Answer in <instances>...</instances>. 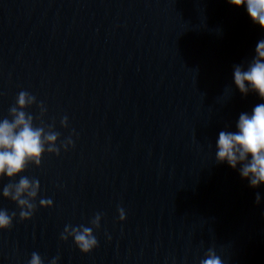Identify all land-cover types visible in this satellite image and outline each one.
<instances>
[{"label": "water", "instance_id": "1", "mask_svg": "<svg viewBox=\"0 0 264 264\" xmlns=\"http://www.w3.org/2000/svg\"><path fill=\"white\" fill-rule=\"evenodd\" d=\"M262 39L228 0H0V120L27 91L36 125L42 101L57 146L75 141L21 174L41 185L32 219L2 195L20 176L0 180V209L17 214L0 264L33 252L44 264H200L209 248L224 264H264V184L216 159L219 133L264 103L233 75ZM66 225L92 228L98 247L62 240Z\"/></svg>", "mask_w": 264, "mask_h": 264}, {"label": "clouds", "instance_id": "2", "mask_svg": "<svg viewBox=\"0 0 264 264\" xmlns=\"http://www.w3.org/2000/svg\"><path fill=\"white\" fill-rule=\"evenodd\" d=\"M237 7L246 6L247 13L255 24L264 29V0H228ZM255 56L245 69L243 66L234 67V83L239 91L248 95L257 93L264 99V39L257 43ZM38 103L37 98L27 91H20L16 103L9 109L11 119L0 120V180L7 177L18 182H10L2 189L4 198L15 202L20 211L21 221L30 220L37 211L35 201L39 197L41 185L38 179L21 175L30 165L41 166L45 153L60 155L61 147L67 151L69 147H75V141L71 136L60 143V133L54 130V124H46L43 116L47 109L44 103L39 102L40 124L35 123V117L26 110ZM68 117L61 119V125L68 127ZM237 131H221L217 140L216 159L220 163L226 162L233 169H237L242 178L247 179L252 188H258L264 184V103L257 104L251 114L241 113L237 122ZM75 134V133H73ZM249 157H251L249 159ZM261 196L256 195L259 204ZM42 207H52L51 199H39ZM120 219L125 220L126 213L119 209ZM16 212L11 214L6 209H0V230H8L13 227ZM102 216L97 213L91 224L95 228L100 227ZM72 237L81 252L87 254L98 247L92 228L80 225H66L61 239L67 241ZM59 257H54L50 264H58ZM29 264H44L43 258L33 252ZM200 264H224L222 258L217 255L214 248H209Z\"/></svg>", "mask_w": 264, "mask_h": 264}]
</instances>
